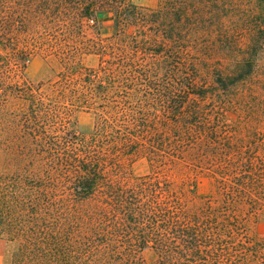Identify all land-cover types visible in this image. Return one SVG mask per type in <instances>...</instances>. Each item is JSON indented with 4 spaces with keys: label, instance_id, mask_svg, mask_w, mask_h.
<instances>
[{
    "label": "trees",
    "instance_id": "16d2710c",
    "mask_svg": "<svg viewBox=\"0 0 264 264\" xmlns=\"http://www.w3.org/2000/svg\"><path fill=\"white\" fill-rule=\"evenodd\" d=\"M36 56L54 78H23ZM67 108L95 115L91 133ZM246 124L264 128V0H0L3 264H143L147 249L155 264H264L237 214L264 213ZM139 159L151 171L134 177Z\"/></svg>",
    "mask_w": 264,
    "mask_h": 264
},
{
    "label": "rangeland",
    "instance_id": "374dc122",
    "mask_svg": "<svg viewBox=\"0 0 264 264\" xmlns=\"http://www.w3.org/2000/svg\"><path fill=\"white\" fill-rule=\"evenodd\" d=\"M136 4L142 7L148 8H157L159 0H133ZM19 4H23V0H18ZM101 29L103 36L110 37L114 33L113 21L110 16L101 17ZM86 66L97 67L99 65L98 57L90 55L85 59ZM56 66L52 65L45 58L41 56H36L31 58L28 63L27 68L23 71L24 79L31 81L34 84L39 82H47L55 76ZM55 81V80H54ZM67 117V125L70 129H75L76 131L88 135L94 128L95 124V115L88 111L82 109H72L67 108L65 114ZM234 123L238 122V118L233 117ZM243 135L246 145L242 149H246V146L249 148L247 150L251 151L254 145H259V153L264 158V128L262 131L258 132V129H252L247 127V124L244 125V128L238 133ZM240 143V142H239ZM246 150V151H247ZM6 163V155L0 151V174L3 172V167ZM129 170L134 177H141L150 174L151 168L147 160L139 159L129 166ZM193 175L192 177H194ZM175 178H173L174 180ZM198 181V191L201 194L207 193L209 188V181L206 177L198 176L195 181ZM177 183L181 182V179H175ZM191 183V182H190ZM189 187V186H188ZM197 187V186H196ZM244 212V213H240ZM241 217L246 218L245 225L247 232L253 239L259 240L264 238V213H259L257 215H248L247 211H242L241 209L237 212ZM8 248L0 240V264H3L6 259ZM139 258L142 259L143 264H155L158 260V256L153 250H145L139 254Z\"/></svg>",
    "mask_w": 264,
    "mask_h": 264
}]
</instances>
